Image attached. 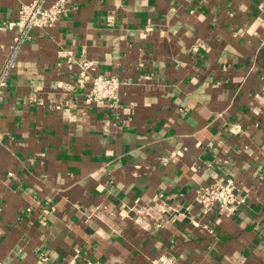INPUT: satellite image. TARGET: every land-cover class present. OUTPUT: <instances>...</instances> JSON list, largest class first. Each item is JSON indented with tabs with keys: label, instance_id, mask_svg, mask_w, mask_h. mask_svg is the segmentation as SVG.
Instances as JSON below:
<instances>
[{
	"label": "crops",
	"instance_id": "crops-1",
	"mask_svg": "<svg viewBox=\"0 0 264 264\" xmlns=\"http://www.w3.org/2000/svg\"><path fill=\"white\" fill-rule=\"evenodd\" d=\"M31 1L0 0V68ZM68 2L2 91L0 263L264 264V0ZM95 75L116 107L86 102ZM226 179L244 203L202 214Z\"/></svg>",
	"mask_w": 264,
	"mask_h": 264
},
{
	"label": "built area",
	"instance_id": "built-area-1",
	"mask_svg": "<svg viewBox=\"0 0 264 264\" xmlns=\"http://www.w3.org/2000/svg\"><path fill=\"white\" fill-rule=\"evenodd\" d=\"M45 3L46 0H33L29 3L21 4L17 19L6 24L8 30L15 31L17 34L12 40L11 52L0 68V101L2 99V91L6 87L10 70L14 64L16 53L21 44L29 39V33L33 29L47 30L52 28L70 10L68 0H54L48 6ZM152 31V25L147 24L140 30L139 38L145 40ZM194 50H196V47ZM87 67V63H81L82 72ZM79 76H83V74L80 73ZM119 86L120 81L114 76L95 75L91 78L86 102L105 103L107 107L114 108L118 101ZM195 200L199 204L202 214H207L214 206L221 211L225 210L233 214L244 203V197L239 194L236 183L232 179H226L224 182H216L200 188L196 192ZM27 210L29 211V209ZM172 211L178 212V209L175 208ZM77 256L78 252L75 254V257ZM41 261H44V259ZM153 264H176V262L172 255L165 253Z\"/></svg>",
	"mask_w": 264,
	"mask_h": 264
}]
</instances>
